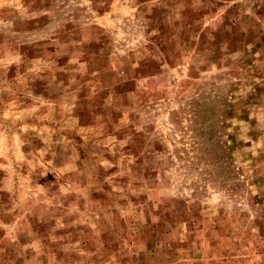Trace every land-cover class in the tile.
<instances>
[{
	"label": "rangeland",
	"instance_id": "374dc122",
	"mask_svg": "<svg viewBox=\"0 0 264 264\" xmlns=\"http://www.w3.org/2000/svg\"><path fill=\"white\" fill-rule=\"evenodd\" d=\"M0 264H264V0H0Z\"/></svg>",
	"mask_w": 264,
	"mask_h": 264
}]
</instances>
